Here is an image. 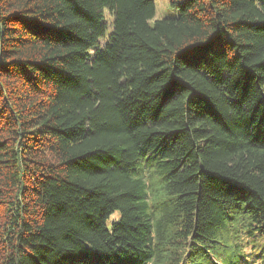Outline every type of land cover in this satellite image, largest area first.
Wrapping results in <instances>:
<instances>
[{"label": "trees", "instance_id": "16d2710c", "mask_svg": "<svg viewBox=\"0 0 264 264\" xmlns=\"http://www.w3.org/2000/svg\"><path fill=\"white\" fill-rule=\"evenodd\" d=\"M171 5L0 0V264H264V0Z\"/></svg>", "mask_w": 264, "mask_h": 264}, {"label": "rangeland", "instance_id": "374dc122", "mask_svg": "<svg viewBox=\"0 0 264 264\" xmlns=\"http://www.w3.org/2000/svg\"><path fill=\"white\" fill-rule=\"evenodd\" d=\"M156 4V12L154 17L150 20L151 23H154L156 19H160L166 16H175L178 14L179 10L171 5V0H154ZM108 12V9H106ZM108 21H110L108 17ZM109 30H111V26H109ZM105 42L104 39L101 40V44ZM118 216V213L115 214Z\"/></svg>", "mask_w": 264, "mask_h": 264}]
</instances>
